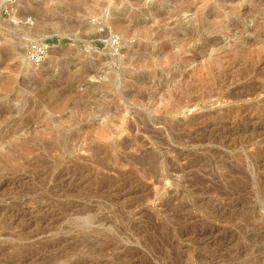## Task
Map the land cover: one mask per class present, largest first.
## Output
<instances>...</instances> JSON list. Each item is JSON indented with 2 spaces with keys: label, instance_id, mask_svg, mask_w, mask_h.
I'll return each mask as SVG.
<instances>
[{
  "label": "rangeland",
  "instance_id": "obj_1",
  "mask_svg": "<svg viewBox=\"0 0 264 264\" xmlns=\"http://www.w3.org/2000/svg\"><path fill=\"white\" fill-rule=\"evenodd\" d=\"M0 264H264V0H0Z\"/></svg>",
  "mask_w": 264,
  "mask_h": 264
},
{
  "label": "trees",
  "instance_id": "obj_2",
  "mask_svg": "<svg viewBox=\"0 0 264 264\" xmlns=\"http://www.w3.org/2000/svg\"><path fill=\"white\" fill-rule=\"evenodd\" d=\"M52 42H56L57 41V39H53V40H51ZM100 45H102V44H100Z\"/></svg>",
  "mask_w": 264,
  "mask_h": 264
},
{
  "label": "built area",
  "instance_id": "obj_3",
  "mask_svg": "<svg viewBox=\"0 0 264 264\" xmlns=\"http://www.w3.org/2000/svg\"><path fill=\"white\" fill-rule=\"evenodd\" d=\"M34 57V56H33Z\"/></svg>",
  "mask_w": 264,
  "mask_h": 264
}]
</instances>
